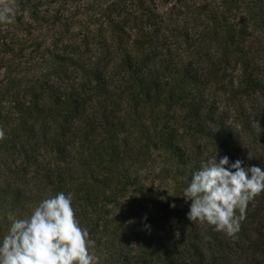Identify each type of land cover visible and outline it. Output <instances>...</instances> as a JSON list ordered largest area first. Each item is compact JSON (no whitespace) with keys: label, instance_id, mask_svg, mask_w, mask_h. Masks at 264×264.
<instances>
[{"label":"trees","instance_id":"1","mask_svg":"<svg viewBox=\"0 0 264 264\" xmlns=\"http://www.w3.org/2000/svg\"><path fill=\"white\" fill-rule=\"evenodd\" d=\"M6 2L0 239L64 192L98 264H264V193L231 237L188 221L183 197L208 157L264 168V0ZM134 168L170 180L161 199Z\"/></svg>","mask_w":264,"mask_h":264},{"label":"clouds","instance_id":"2","mask_svg":"<svg viewBox=\"0 0 264 264\" xmlns=\"http://www.w3.org/2000/svg\"><path fill=\"white\" fill-rule=\"evenodd\" d=\"M14 15V5L0 0V24L10 23ZM261 193L264 168L230 162L227 156L208 157L183 190L185 202H190L187 220L234 236L249 203ZM93 246L76 218L72 194L59 192L43 199L29 216L11 222L0 239V264H98Z\"/></svg>","mask_w":264,"mask_h":264},{"label":"rangeland","instance_id":"3","mask_svg":"<svg viewBox=\"0 0 264 264\" xmlns=\"http://www.w3.org/2000/svg\"><path fill=\"white\" fill-rule=\"evenodd\" d=\"M176 1L177 0H171V2H169V3H172V5H174V4H176ZM200 1L203 4V3H208L209 1H213V0H200ZM165 2H166V0H160V2L158 3V11L160 13L165 12V11H171L172 7L167 5V3H165ZM229 3L231 4V6L233 5L232 2H229ZM75 8H78V6L75 5ZM41 35L43 36L44 40H47L49 37H51V34H49L47 32L41 33ZM75 40H78L77 36H75ZM215 88H218V86L215 87ZM232 100H233V95L226 94L220 88H219V90H217V93L215 94V97H214V101L216 102L217 106L218 107H222L221 115L224 116V117H228L226 119L228 121H231L232 124L236 123V124H238L240 126V124L243 123L241 120H238V121L233 120L234 118H236V113L234 112V109L232 107V105L234 106V103L232 102ZM197 143H198V141H196V144ZM149 170L150 169H148L147 171H143V170H139L137 168H134V169H131V172L135 173L137 171H142L143 173H142V175L139 178L140 179V183L143 184V185H146L147 188H148V187H153L151 184L154 182L155 186H154V189H152V191H153L152 194H156V196H155L156 199H161V196L167 192V190H165V188L169 187L171 185V184H169L170 180L167 179V177L155 178V180H154L153 177L155 175L151 174L149 172ZM32 208H34V207H32Z\"/></svg>","mask_w":264,"mask_h":264}]
</instances>
